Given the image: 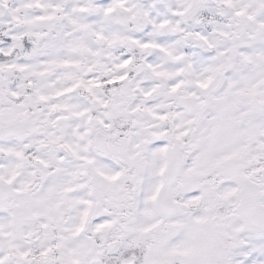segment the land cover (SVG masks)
<instances>
[{
  "label": "clouds",
  "instance_id": "9594fccd",
  "mask_svg": "<svg viewBox=\"0 0 264 264\" xmlns=\"http://www.w3.org/2000/svg\"><path fill=\"white\" fill-rule=\"evenodd\" d=\"M0 264H264V0H0Z\"/></svg>",
  "mask_w": 264,
  "mask_h": 264
}]
</instances>
